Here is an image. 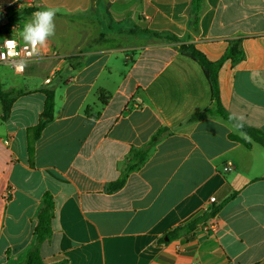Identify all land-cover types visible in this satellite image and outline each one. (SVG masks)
<instances>
[{"label":"crops","instance_id":"0c3cea01","mask_svg":"<svg viewBox=\"0 0 264 264\" xmlns=\"http://www.w3.org/2000/svg\"><path fill=\"white\" fill-rule=\"evenodd\" d=\"M10 6L34 8L19 33L35 12L57 11L54 35L28 64L43 82L0 78L13 99L6 115L0 102V264L26 263L47 193L55 209L44 264H264V150L231 137L243 133L180 51L193 44L220 63L222 107L264 133V0H13L0 13ZM44 89L55 91L54 118L30 154ZM160 130L146 162L109 191ZM215 207L205 222L214 231L167 236Z\"/></svg>","mask_w":264,"mask_h":264},{"label":"trees","instance_id":"16d2710c","mask_svg":"<svg viewBox=\"0 0 264 264\" xmlns=\"http://www.w3.org/2000/svg\"><path fill=\"white\" fill-rule=\"evenodd\" d=\"M13 0H0V8L6 7L12 3ZM199 2V0H194V3ZM34 12V8L25 7L22 9H17L16 11H13L9 18L10 24H15L19 21H22L32 15ZM198 24V17L194 20V27H197ZM155 34V33H154ZM156 35V34H155ZM180 51L182 55L194 60L197 62L209 84L212 91V100L216 101V105L218 108L219 115L225 119L226 121H229L233 125L236 123H239L240 121L237 120H230L229 117L231 116L226 110L222 107L220 101H219V91H218V79H217V72L220 67V63H215L209 61L206 56L200 52L193 44H182L180 46ZM228 56H230L233 60V62H238L243 59L244 54L243 52L233 44L228 52ZM45 95V101H44V107L43 111L41 113V119L40 122L28 129V139H29V152L30 154L33 153V147L34 142L40 137L44 127L46 124L53 120L54 118V107H55V91L54 89H44L42 91ZM0 102L3 106L4 114H8L10 111V107L12 105L13 99L10 98L9 93L2 90L0 86ZM243 134H246L247 137H249L254 142L258 143L259 145L264 147V133L260 131L259 129L250 127L246 124H244L243 129H238ZM162 130L158 131L156 135L152 138L150 141L148 147H145L143 149H134L132 153L130 154V157L128 158V165L126 168V171L122 178L119 180L111 183L109 185V191L114 192L119 189H121L125 182L128 174L139 167H141L147 160L148 154H149V147L155 145V143L159 140L161 136ZM234 140H237L244 145L248 146L249 142L247 139L232 135L231 136ZM44 206L41 209L40 215H39V223L37 225V246L28 254L26 263L25 264H44L41 254L39 245L44 242L46 239H48L52 234V221L54 219V209H55V203L53 196L50 193L45 194L44 198ZM218 211V208H212L211 210H207L202 212L201 214L197 215L187 223H184L180 226H177L170 231L167 232V236L172 239L179 236L187 235L191 232H194L197 228H199L201 225H203L208 218L213 217L216 212Z\"/></svg>","mask_w":264,"mask_h":264},{"label":"built area","instance_id":"2783aa9c","mask_svg":"<svg viewBox=\"0 0 264 264\" xmlns=\"http://www.w3.org/2000/svg\"><path fill=\"white\" fill-rule=\"evenodd\" d=\"M13 12H8L3 10V14L5 15V21L0 23V66L7 65L13 71V73L17 76H25L28 72V64L40 58L42 55L41 44L33 47L29 42L23 39V36L20 35L18 31H16V24H10L9 18ZM7 40H15L16 45L13 49L15 53L18 55H8L9 48L6 45ZM19 64H23V71H17V67ZM51 79H46V83H49ZM234 167L232 164H227L224 167V172L233 171ZM210 202H215V198L212 197ZM217 224L215 222L204 223L200 227L205 232H211L216 229Z\"/></svg>","mask_w":264,"mask_h":264},{"label":"clouds","instance_id":"9594fccd","mask_svg":"<svg viewBox=\"0 0 264 264\" xmlns=\"http://www.w3.org/2000/svg\"><path fill=\"white\" fill-rule=\"evenodd\" d=\"M56 9L55 8H48L43 11H37L33 14V18L30 22L26 23L23 31L20 33L21 36H23V39L27 42H29L33 47L43 44L45 41V38L49 35H54V32L52 31V18L56 15ZM6 45L9 48L8 55H18V53H15L13 51L16 41L15 40H7ZM0 58H3L0 56ZM24 65L19 64L17 67V71H23ZM230 120H239V123H236L234 125L237 129H243L244 127V116H235L232 115L229 117ZM243 138L249 139L246 134H242Z\"/></svg>","mask_w":264,"mask_h":264},{"label":"rangeland","instance_id":"374dc122","mask_svg":"<svg viewBox=\"0 0 264 264\" xmlns=\"http://www.w3.org/2000/svg\"><path fill=\"white\" fill-rule=\"evenodd\" d=\"M13 10L14 9L11 6L7 8L8 12H12ZM16 10H14V11H16ZM102 19H103V21L108 23V20L106 18L103 17ZM3 20H4V16H3V14L0 13V23H3ZM30 21H31V19L29 18L23 22H20L19 23L20 30H23L25 24L30 22ZM125 26L129 27V26H131V24L128 22L127 24H125ZM67 58L70 61L73 60L74 58L77 59L75 56H68ZM6 77L12 78L17 83L28 84L31 87L34 84H40L43 82V80H42L43 78L41 75L38 76L35 73H29V74H26L25 76H17V75H14L13 71L9 68V66L1 65L0 66V78H6ZM261 147L264 150V147L263 146H261Z\"/></svg>","mask_w":264,"mask_h":264}]
</instances>
